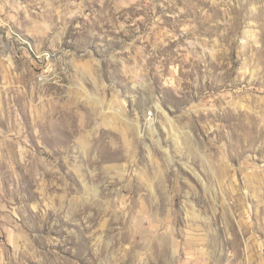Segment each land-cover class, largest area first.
I'll use <instances>...</instances> for the list:
<instances>
[{
    "label": "rangeland",
    "instance_id": "rangeland-1",
    "mask_svg": "<svg viewBox=\"0 0 264 264\" xmlns=\"http://www.w3.org/2000/svg\"><path fill=\"white\" fill-rule=\"evenodd\" d=\"M0 264H264V0H0Z\"/></svg>",
    "mask_w": 264,
    "mask_h": 264
}]
</instances>
